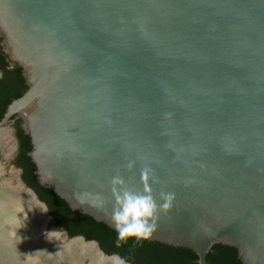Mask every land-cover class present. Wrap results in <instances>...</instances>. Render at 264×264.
Segmentation results:
<instances>
[{
  "label": "water",
  "instance_id": "water-1",
  "mask_svg": "<svg viewBox=\"0 0 264 264\" xmlns=\"http://www.w3.org/2000/svg\"><path fill=\"white\" fill-rule=\"evenodd\" d=\"M0 39L27 85L0 130L20 118L40 186L115 230L111 179L142 191L147 169L158 202L176 197L150 241L264 264V0H0ZM17 186L13 264H112Z\"/></svg>",
  "mask_w": 264,
  "mask_h": 264
},
{
  "label": "trees",
  "instance_id": "trees-1",
  "mask_svg": "<svg viewBox=\"0 0 264 264\" xmlns=\"http://www.w3.org/2000/svg\"><path fill=\"white\" fill-rule=\"evenodd\" d=\"M1 42V39H0ZM0 120L9 103L20 97L27 89L21 68L2 52L0 46ZM21 152L16 165L23 170V180L44 201L55 225L63 227L69 237L84 236L95 240L108 255L119 254L132 264H198V256L189 249L172 247L153 241L129 239L126 244L116 247L117 233L107 225L87 215L70 210L68 204L48 188L38 184L34 174L36 167L28 156L31 151L30 137L17 125ZM208 264H241L237 250L230 246L216 244L207 256Z\"/></svg>",
  "mask_w": 264,
  "mask_h": 264
},
{
  "label": "clouds",
  "instance_id": "clouds-1",
  "mask_svg": "<svg viewBox=\"0 0 264 264\" xmlns=\"http://www.w3.org/2000/svg\"><path fill=\"white\" fill-rule=\"evenodd\" d=\"M128 167L131 169L134 165L129 163ZM150 180L152 177L149 170H142L143 190L135 191L128 187L121 175L111 179V191L114 197L111 221L117 233L116 247L118 248L126 244L129 239H135L137 242L150 241L158 230L161 213L167 214L173 209L175 193L160 192L158 202ZM44 212L47 210L45 209ZM54 233L58 232H49L47 237ZM109 259L112 264H129V261L119 254H113Z\"/></svg>",
  "mask_w": 264,
  "mask_h": 264
},
{
  "label": "bare ground",
  "instance_id": "bare-ground-1",
  "mask_svg": "<svg viewBox=\"0 0 264 264\" xmlns=\"http://www.w3.org/2000/svg\"><path fill=\"white\" fill-rule=\"evenodd\" d=\"M7 138L6 134L0 132V144L9 147ZM1 174L0 168V263L13 264L12 255L15 253L9 254L12 250L21 248L27 251V198L18 186L15 187L14 180L2 184ZM25 258L23 264H27Z\"/></svg>",
  "mask_w": 264,
  "mask_h": 264
},
{
  "label": "flooded vegetation",
  "instance_id": "flooded-vegetation-1",
  "mask_svg": "<svg viewBox=\"0 0 264 264\" xmlns=\"http://www.w3.org/2000/svg\"><path fill=\"white\" fill-rule=\"evenodd\" d=\"M2 77H3V72L0 70V80ZM9 123H11L12 127L5 125L1 129V132H3L4 134H6L8 136V138L6 139L7 140L6 142H7V145H9V147H7L6 144H0V152H1V155H4V156L7 154L11 155V157H9L10 164L12 166H14L17 170H21L20 178L23 180V177H22L23 170L16 165V161H17V159L20 155V152H21L20 139H19V136L17 134V127L16 126L18 125L21 128V120L19 117L15 116L10 120ZM1 164L2 163L0 161L1 173L3 174L4 167H3V164L2 165ZM2 174H1V176H2ZM23 182L25 183L24 180H23Z\"/></svg>",
  "mask_w": 264,
  "mask_h": 264
},
{
  "label": "rangeland",
  "instance_id": "rangeland-1",
  "mask_svg": "<svg viewBox=\"0 0 264 264\" xmlns=\"http://www.w3.org/2000/svg\"><path fill=\"white\" fill-rule=\"evenodd\" d=\"M6 126L12 127L11 123H9V122L6 124ZM0 132H1V130H0ZM9 157H11V155L7 154V155L4 156V155H1V152H0V161L3 164V167H4L3 174L1 176L3 181L1 183L5 184L6 182L7 183L10 182V180H14V183H16V185H17L18 182L21 179L20 178V174L16 171V169L12 168L13 166L10 164ZM13 174H14L15 179L14 178L12 179ZM34 208L35 209H33L34 211H32V212H34V213H38L39 212L40 213V209L39 208H37L36 206H34ZM87 257H89V256H87Z\"/></svg>",
  "mask_w": 264,
  "mask_h": 264
}]
</instances>
